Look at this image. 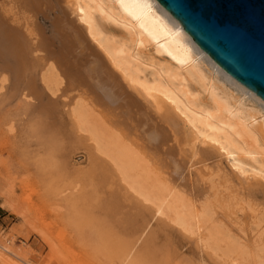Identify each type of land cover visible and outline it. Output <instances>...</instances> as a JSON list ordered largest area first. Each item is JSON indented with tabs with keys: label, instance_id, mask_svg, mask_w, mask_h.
<instances>
[{
	"label": "bare ground",
	"instance_id": "bare-ground-1",
	"mask_svg": "<svg viewBox=\"0 0 264 264\" xmlns=\"http://www.w3.org/2000/svg\"><path fill=\"white\" fill-rule=\"evenodd\" d=\"M55 40L79 54L98 51L91 68L112 111L85 90L66 92L60 65L47 53ZM0 100L34 122L30 130L51 147L58 169L80 133L89 135L137 205L154 208L142 222L153 238L174 235L193 246L205 224L219 223L238 232L228 264H264V235L254 238L264 224V101L213 62L156 0H0ZM87 110L101 111L127 147L109 152L86 127ZM129 149L139 167L161 176L167 199L132 177L135 166L123 159ZM199 252L197 264H212Z\"/></svg>",
	"mask_w": 264,
	"mask_h": 264
},
{
	"label": "rangeland",
	"instance_id": "rangeland-1",
	"mask_svg": "<svg viewBox=\"0 0 264 264\" xmlns=\"http://www.w3.org/2000/svg\"><path fill=\"white\" fill-rule=\"evenodd\" d=\"M46 23L48 29L50 22ZM111 29L119 34L117 28ZM16 105L0 100V264H150L149 258L159 259L162 264H197L199 251L204 252L212 264H228L229 256L235 255L237 229L232 232L235 235L228 234L226 227L219 223L205 224L209 227H203L201 238L195 239L198 247L185 244L174 235L154 239L150 228L143 227V223L151 221L154 208L149 210V205H144L147 207L142 209L141 204L137 205L136 194L125 190L126 185L115 178L110 161L95 151L89 135L80 133L79 143L75 142L72 152H68L67 164L58 169L51 147L39 142L36 133L30 130L34 122ZM100 112H81L82 119L104 147L117 155L127 145L114 133V125L105 115L103 122ZM125 140L139 147L133 140L127 137ZM126 151V159H123L131 160L135 166V171L130 172L132 177L153 197L167 199L161 176L150 167L149 170L139 167L141 158L133 154L134 150L129 149L132 155ZM59 158L60 162L64 161L63 157ZM134 213L136 218L145 213L146 216H141L144 221L136 224ZM226 220L228 218L219 222L227 225ZM261 225L259 235L254 238L264 235V224ZM250 228L247 229L251 231Z\"/></svg>",
	"mask_w": 264,
	"mask_h": 264
},
{
	"label": "water",
	"instance_id": "water-1",
	"mask_svg": "<svg viewBox=\"0 0 264 264\" xmlns=\"http://www.w3.org/2000/svg\"><path fill=\"white\" fill-rule=\"evenodd\" d=\"M156 1L213 62L264 101V0ZM52 42L47 53L60 65L66 92L85 90L112 111L91 68L98 52L93 45L96 51L79 54Z\"/></svg>",
	"mask_w": 264,
	"mask_h": 264
}]
</instances>
